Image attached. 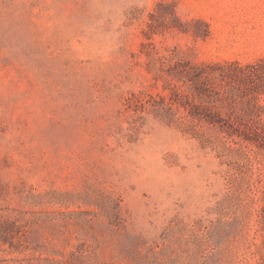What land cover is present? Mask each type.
Wrapping results in <instances>:
<instances>
[{
  "label": "rangeland",
  "instance_id": "1",
  "mask_svg": "<svg viewBox=\"0 0 264 264\" xmlns=\"http://www.w3.org/2000/svg\"><path fill=\"white\" fill-rule=\"evenodd\" d=\"M263 59L264 0H0V264H264V150L164 71Z\"/></svg>",
  "mask_w": 264,
  "mask_h": 264
},
{
  "label": "trees",
  "instance_id": "2",
  "mask_svg": "<svg viewBox=\"0 0 264 264\" xmlns=\"http://www.w3.org/2000/svg\"><path fill=\"white\" fill-rule=\"evenodd\" d=\"M164 71L188 89L176 93L173 104L186 108L199 123L264 150V105L259 101L264 96V59L248 65L177 61Z\"/></svg>",
  "mask_w": 264,
  "mask_h": 264
}]
</instances>
